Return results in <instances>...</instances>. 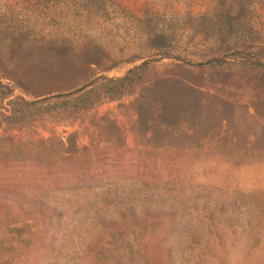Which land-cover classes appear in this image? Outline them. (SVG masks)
Wrapping results in <instances>:
<instances>
[{"label": "rangeland", "instance_id": "1", "mask_svg": "<svg viewBox=\"0 0 264 264\" xmlns=\"http://www.w3.org/2000/svg\"><path fill=\"white\" fill-rule=\"evenodd\" d=\"M0 264H264V0H0Z\"/></svg>", "mask_w": 264, "mask_h": 264}, {"label": "trees", "instance_id": "2", "mask_svg": "<svg viewBox=\"0 0 264 264\" xmlns=\"http://www.w3.org/2000/svg\"><path fill=\"white\" fill-rule=\"evenodd\" d=\"M218 10L216 19L213 23L216 33L222 40L229 41L235 37L240 38L245 35L249 26L245 21V11L241 7L233 9L229 6H222V8H218ZM243 61H246L244 57L236 58V62L239 64H243ZM145 66L146 63L144 62L130 69L122 76H99L71 92L57 96L60 102L54 105L42 106L41 102L45 101V99L38 101H25L20 99L23 106L12 110V115L18 112L19 117H28L41 113L43 110L50 112L61 109L65 105L64 103H66V111H79L81 109L93 107L104 97L112 99L119 98L120 96L130 93L135 85L141 81L142 74H139V71Z\"/></svg>", "mask_w": 264, "mask_h": 264}]
</instances>
